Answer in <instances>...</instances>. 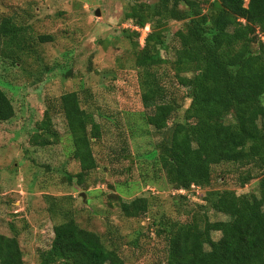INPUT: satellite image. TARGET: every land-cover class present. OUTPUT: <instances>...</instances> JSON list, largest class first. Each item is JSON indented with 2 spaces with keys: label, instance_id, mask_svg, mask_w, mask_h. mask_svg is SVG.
<instances>
[{
  "label": "rangeland",
  "instance_id": "374dc122",
  "mask_svg": "<svg viewBox=\"0 0 264 264\" xmlns=\"http://www.w3.org/2000/svg\"><path fill=\"white\" fill-rule=\"evenodd\" d=\"M132 3L0 0V21L11 17L23 35L19 55L9 53L0 38V88L15 111L12 119L0 123V234L17 238L24 264H39L40 251L47 250L53 239V226L65 215L99 234L125 264H166L163 227L168 221L187 220L190 212L200 213V209L210 221L227 219L209 203L200 208L207 192L231 190L259 197L264 177L260 163L213 166L209 186L187 191L175 190L168 182L155 161L159 145L170 127L184 120L191 88L199 76H178L170 63L160 61L173 59L185 34L182 21H170L165 45L143 56L167 94L161 100L146 93L145 67L138 60L150 28L140 29L126 19ZM40 36L51 41L40 42ZM69 92L77 93L86 110L88 130L91 122L100 130V138L91 141L96 167L79 183L81 167L73 157L60 105V97ZM173 97L178 108L172 117L156 127L147 124L156 107ZM44 120L49 121L48 132L41 129ZM259 124L264 125V117ZM38 134L49 136L50 144L40 145ZM245 170H251L254 177L240 186ZM116 197L123 201L144 197L149 209L142 216L127 217ZM219 236L212 234L215 240Z\"/></svg>",
  "mask_w": 264,
  "mask_h": 264
},
{
  "label": "trees",
  "instance_id": "16d2710c",
  "mask_svg": "<svg viewBox=\"0 0 264 264\" xmlns=\"http://www.w3.org/2000/svg\"><path fill=\"white\" fill-rule=\"evenodd\" d=\"M131 1L126 19L140 29L150 28L138 60L145 67L146 93L161 100L167 94L157 76L147 69L143 56L165 45L170 21H182L185 34L173 52V61H160L170 63L178 76H199L191 88L184 120L174 123L159 145L155 161L168 182L175 190L187 191L209 186L213 166L249 167L260 163L264 168V125L259 124L264 117V0ZM0 38L9 53L22 52L23 35L11 17L1 19ZM39 39L51 41L48 36ZM60 105L72 138L73 157L81 167L79 183L96 167L91 141L100 138L99 125L91 122L88 130L90 118L76 92L63 94ZM176 108L174 97L162 102L147 118V124L156 127L170 119ZM14 113L9 97L0 88V123L12 119ZM48 125L44 120L41 129L48 132ZM36 137L41 139L40 145L50 144L46 134ZM253 177L251 170H245L239 185L244 186ZM258 193V198H251L231 190L207 192L200 208L209 203L226 220L210 221L200 209V213L190 212L187 220L168 221L163 227L166 264H264V177ZM185 195L180 198L187 200ZM116 198L127 217L142 216L149 209L144 197L130 201ZM49 211L55 214L52 208ZM53 233L50 247L40 251L39 264H125L99 234L81 228L68 215L53 226ZM213 233H219V238L213 239ZM0 264H24L15 236L0 234Z\"/></svg>",
  "mask_w": 264,
  "mask_h": 264
},
{
  "label": "water",
  "instance_id": "95a60500",
  "mask_svg": "<svg viewBox=\"0 0 264 264\" xmlns=\"http://www.w3.org/2000/svg\"><path fill=\"white\" fill-rule=\"evenodd\" d=\"M95 14H96L97 16H99V14H100L99 10H96Z\"/></svg>",
  "mask_w": 264,
  "mask_h": 264
},
{
  "label": "built area",
  "instance_id": "2783aa9c",
  "mask_svg": "<svg viewBox=\"0 0 264 264\" xmlns=\"http://www.w3.org/2000/svg\"><path fill=\"white\" fill-rule=\"evenodd\" d=\"M180 191H183V190H180Z\"/></svg>",
  "mask_w": 264,
  "mask_h": 264
}]
</instances>
